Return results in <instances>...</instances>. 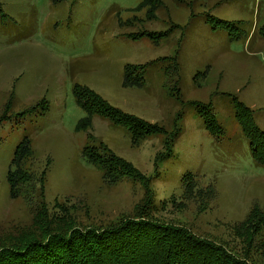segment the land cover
<instances>
[{"label": "rangeland", "instance_id": "obj_1", "mask_svg": "<svg viewBox=\"0 0 264 264\" xmlns=\"http://www.w3.org/2000/svg\"><path fill=\"white\" fill-rule=\"evenodd\" d=\"M142 1L0 0V244L74 225L100 230L144 208L143 219L264 264V164L241 123L264 132V0ZM143 31L162 36L132 38ZM128 64L146 66L141 87L123 86ZM76 84L166 132L135 143L100 116L77 130L85 111ZM199 111L223 133L211 134ZM25 135L29 177L12 193L8 173ZM84 148L114 154L138 176L107 175Z\"/></svg>", "mask_w": 264, "mask_h": 264}, {"label": "trees", "instance_id": "obj_2", "mask_svg": "<svg viewBox=\"0 0 264 264\" xmlns=\"http://www.w3.org/2000/svg\"><path fill=\"white\" fill-rule=\"evenodd\" d=\"M156 1L159 0H143L139 8L153 3L154 9ZM217 21L227 30L235 27L232 21L225 19ZM144 35L153 39H155L154 36H162L158 32L143 31L133 35L132 38ZM139 67L142 69L138 73V66L130 64L125 66L124 87H141L144 84L142 71L146 66L139 65ZM73 93L77 104L85 111V116L77 123V130H87L92 126L95 116H100L128 129L135 143L147 136L166 132L157 124L131 117L108 104L88 87L76 84ZM43 102L45 106L42 110L46 111L48 102L45 100ZM196 104L201 106L197 102ZM240 104L236 105L242 108ZM28 112L26 110L20 114L23 116ZM199 112L207 128L211 129V134L214 133V128L218 133H223L215 117L211 118V112L205 114L202 111ZM6 118L3 119L2 116L0 123ZM241 123L250 141L253 159L257 163L264 164V132L250 130V126H247L242 119ZM173 143L174 139L167 141L169 146L167 151L171 152L170 147ZM83 154L88 156L94 164L100 163L109 176L118 177V173L138 176L137 170L131 164L124 163L114 154L111 155L113 160L110 161L98 158L97 153H90L86 148L83 149ZM31 155L32 145L25 135L16 146L12 168L8 173L12 193L17 192L20 182L28 180L29 175L22 169V162ZM118 165H122V168L119 169ZM146 190L147 195L150 189L146 188ZM146 201V204H152L151 198L148 200L147 196ZM146 214L150 216L148 209L143 208L140 212L137 210L134 217L120 220L119 223L100 230L74 225L69 230H56L33 237L29 236L25 242L1 243L0 264H251L248 257L241 258L237 253L228 251L223 245H217L195 235L189 228L161 223L149 218L143 219ZM252 222L254 225L249 224V228H260L257 222Z\"/></svg>", "mask_w": 264, "mask_h": 264}]
</instances>
